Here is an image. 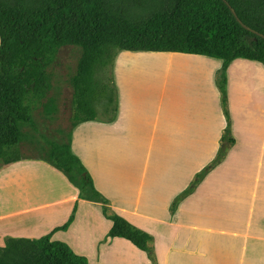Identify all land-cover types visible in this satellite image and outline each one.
I'll return each mask as SVG.
<instances>
[{
    "label": "crops",
    "instance_id": "1",
    "mask_svg": "<svg viewBox=\"0 0 264 264\" xmlns=\"http://www.w3.org/2000/svg\"><path fill=\"white\" fill-rule=\"evenodd\" d=\"M124 51L115 60L120 65L115 73L117 118L86 121L72 129L73 152L96 188L114 211L154 236L159 264H264V129H258L260 114L264 116L258 96L264 97V86L254 76L264 74V64L245 58L230 64L227 88L235 141L224 160L172 213L174 200L220 149L226 118L215 75L223 61L182 52ZM167 59L193 66L203 74L200 85L197 77L195 88L186 83L169 89V80L159 75L164 71L149 65L139 72L133 69L136 63ZM140 76L150 80L149 89L137 85ZM47 178L42 203L25 205L9 216L29 222L31 232L1 233L0 246L8 237L48 235L64 225L77 206L74 221L67 230L55 231L52 240L66 243L90 264H118L127 258L151 264L128 239L107 238L113 222L100 204L80 198L79 189L55 172ZM61 208L63 212H54Z\"/></svg>",
    "mask_w": 264,
    "mask_h": 264
},
{
    "label": "trees",
    "instance_id": "2",
    "mask_svg": "<svg viewBox=\"0 0 264 264\" xmlns=\"http://www.w3.org/2000/svg\"><path fill=\"white\" fill-rule=\"evenodd\" d=\"M235 10V13L232 11ZM67 46L81 50L69 82L73 89L72 129L86 121L112 122L119 111L111 68L117 53L182 52L222 59L215 80L226 128L216 157L179 202L221 163L235 139L227 88V72L237 58L264 64V0H0V162L22 160L28 129L39 132L35 111L50 120L59 112L54 90V64ZM44 138V137H43ZM42 159L79 189V197L101 205L113 222L109 237H123L159 264L155 238L111 207L81 158L66 140L44 138ZM68 221L41 238L8 237L0 246V264H90L66 243L52 240Z\"/></svg>",
    "mask_w": 264,
    "mask_h": 264
},
{
    "label": "rangeland",
    "instance_id": "3",
    "mask_svg": "<svg viewBox=\"0 0 264 264\" xmlns=\"http://www.w3.org/2000/svg\"><path fill=\"white\" fill-rule=\"evenodd\" d=\"M126 52L119 51L117 53L118 57H122ZM81 55V50L74 46L64 47L58 54L56 62L54 64V71L56 74L54 90L50 95L55 96L58 99L59 112L53 117L52 120L43 115L42 108L39 107L35 111V118L39 125V132H34L33 130L28 129V137L24 140L21 145L23 155L25 156L23 160L11 164H3L0 162V232L6 230L7 226L15 224H28L29 222L23 221L16 217H9L11 214H16L21 209L26 206H35L37 203H42L44 197V185L48 186L49 181L47 175L50 172H55L66 179V177L59 171L53 169L49 164L42 160V155L45 147L44 138H53L59 141L67 139L70 131L72 130L71 126V115L73 113L72 106V94L73 89L70 85L69 79L71 75L75 72L78 59ZM116 56V57H117ZM157 61V60H156ZM166 61H169L168 59ZM155 62V61H154ZM150 62V63H154ZM149 64H140L136 63L133 65V69L136 72L140 71L139 67H146ZM155 71V68L149 67ZM120 69V65L115 61L111 71L112 76L115 81V73ZM159 70L167 73L166 68H161ZM208 71L209 65L206 63V101L207 98H210V92L208 89ZM160 72L159 75L161 78L166 81L170 79ZM217 73V72H216ZM259 78L258 85L264 86V74H254V76ZM187 76H192L189 83L185 85L187 88H195L197 86L196 79L199 78L198 85H200V80L203 74H197L195 68L184 69L182 73V79H185ZM216 76V75H215ZM156 78V76H155ZM189 79V78H188ZM156 81V80H155ZM216 82V80H215ZM168 86L169 89H175L182 86L181 83H171ZM138 86H143L146 89L150 87V80L145 81L142 76L139 77L137 82ZM217 87V85H216ZM118 91V87L116 84ZM218 88V87H217ZM119 98V92H118ZM258 102L263 103L262 112L264 113V97L258 96ZM119 104V99H118ZM264 116L260 114L259 126L258 129H264L262 124V119ZM245 123V122H244ZM251 126V124H249ZM254 126V123L252 124ZM44 137V138H43ZM221 146V145H220ZM22 162V163H21ZM20 163V164H19ZM51 196V195H50ZM40 201V202H38ZM20 209V211H21ZM56 213L63 212V209L54 210ZM8 216H2L6 215ZM18 216V215H16ZM15 221V223L11 222ZM32 227V226H31ZM32 229V228H30ZM107 238L109 237L107 234ZM6 244V240H5ZM146 253V252H145ZM151 262V261H150ZM118 264H135L131 259H123L118 262Z\"/></svg>",
    "mask_w": 264,
    "mask_h": 264
},
{
    "label": "bare ground",
    "instance_id": "4",
    "mask_svg": "<svg viewBox=\"0 0 264 264\" xmlns=\"http://www.w3.org/2000/svg\"><path fill=\"white\" fill-rule=\"evenodd\" d=\"M152 67L155 69H161V68H166L168 74L170 75L169 81L171 83H181L182 85L189 83L188 80L192 76H187L185 79H182V73H183V68L184 69H190L193 66L183 63V62H176V61H165V60H157L154 63L149 64L148 68ZM189 78V79H188ZM31 226L28 224H15V225H10V227L7 226L6 230L3 232L9 231L13 233H25V232H31L30 229ZM2 232H0L1 235Z\"/></svg>",
    "mask_w": 264,
    "mask_h": 264
},
{
    "label": "water",
    "instance_id": "5",
    "mask_svg": "<svg viewBox=\"0 0 264 264\" xmlns=\"http://www.w3.org/2000/svg\"><path fill=\"white\" fill-rule=\"evenodd\" d=\"M232 11L235 13V10L234 9H232ZM236 14V13H235Z\"/></svg>",
    "mask_w": 264,
    "mask_h": 264
}]
</instances>
